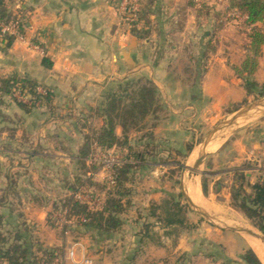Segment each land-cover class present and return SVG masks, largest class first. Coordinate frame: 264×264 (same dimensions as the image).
<instances>
[{"label": "rangeland", "instance_id": "obj_1", "mask_svg": "<svg viewBox=\"0 0 264 264\" xmlns=\"http://www.w3.org/2000/svg\"><path fill=\"white\" fill-rule=\"evenodd\" d=\"M229 1L207 0V3L212 7L211 11L203 7L204 0H195V7H188L185 0H167L162 1V6L159 5L160 12L163 15L161 23L162 38L156 39L154 43L159 47V55L168 63L169 79L176 82L179 89L181 88L185 94L187 93V96L192 100L191 105L197 106L198 110L195 117H192L193 113H191L189 115L191 118L180 126L194 129V131L191 130L193 134L188 135V141H185L183 135L176 133L180 128L175 126L176 124H173L174 126L171 129L173 131L170 135L166 133L155 135L157 125L159 126L165 121L163 116L166 114L163 97L161 98V93H159L162 110L154 115L147 116L137 126L128 125L126 129L132 149L137 152H146L143 160L129 159L126 150L119 148L102 150L92 145L91 155L89 154L91 157L89 158H97L99 162L89 163L87 160V164H79L77 168H74L77 169V177L82 176L79 177L81 183L77 185L88 186L87 190L84 189L88 196L93 192L94 194L101 191L105 192L101 189L102 187L98 188L89 184L100 185L105 182V173L103 172L105 163L101 161L105 162V159L118 157L123 162L122 165H132L128 175L129 182L127 183V187L131 190L130 212L124 217L120 216V218L132 223L137 221L141 225L146 223L153 225L149 233L150 237L144 239L145 244L140 247V250L137 252L136 249H139V247L136 246L135 241L125 240L124 234L119 232L120 229L109 235H99L95 231L87 229L75 219L67 218L64 227L59 226L57 223L55 228L48 226L45 229L41 224V212H32L33 210L29 205L20 206L28 212V218L26 219L29 220V223H25V228L21 227L22 220L17 216L16 211L11 215V218L7 215L4 200H0V213L5 216L2 234L9 233L11 235L18 227H20V230H26L23 234L34 245L35 252L38 248H56L61 251L55 264H80L83 259L91 260L93 264H246L241 260V255L251 247L240 233L230 231L228 227L241 224L245 228H256L241 212L231 205L230 197L228 202L221 194L216 200H213L212 197L209 199L211 191L207 180L210 179V176L207 175L206 177V174H212L216 169L213 168V165L208 168L207 164L209 163L207 160H210V156H213L235 136H242L247 132V129L248 131L255 130L257 128L256 124L260 122L264 114L218 133L216 140L222 138L220 146L209 153L204 163L199 167L197 180L200 199L196 205L203 209L206 214L212 215L213 219L207 220L195 213L183 197L180 186L183 168L193 164L189 161V157L194 149L200 147L214 128L228 120L236 112H233L235 109L239 108L238 110H241L246 105L261 99L245 94L239 102L227 101L223 105H217L216 100L207 96L203 97L201 92V82L205 81L214 82L211 86L214 87L218 99L223 100L225 99L223 96L226 95L234 97V90H237L238 86L244 91L243 80L236 75L234 69L241 65L248 54L250 28L246 25L245 16L238 13V16H233V12L227 11ZM21 2L22 0H13L10 4L8 3L12 17L24 24V36L18 35L16 41L8 49L5 48V41H0V79L8 78L14 74L18 78H26L34 82H50L46 75L48 72L44 71L43 66L41 71L38 62L40 51L45 49V39L42 34H38L36 31L30 33L33 25L29 24L27 18L29 8L23 6ZM198 11L201 12L198 13ZM222 12L224 13L222 14ZM221 21L223 23H220ZM124 22L129 25L130 29L132 28L131 22ZM220 25H223L221 30L218 29ZM210 35L213 37L212 39L207 37ZM43 71L46 73L45 75H43ZM139 78L145 79L139 76H132L128 79ZM252 78L259 85H264V45L258 58L257 71ZM217 82H226L230 86L228 88H218ZM232 82H238V86ZM118 84L114 83L107 87L103 92L101 101L105 93L111 90L116 91ZM45 88L47 87L39 84L37 91L44 92ZM47 89L49 90V88ZM37 94H40L39 99H35L33 96L30 97L25 92L24 94L21 93L20 89L16 87L11 96L3 98L0 112L8 120H3L0 116V133L6 131L7 136H10V129L18 131L14 141H10L12 146L18 145L20 141H27V139L31 142L27 141L28 144L32 146L35 142H38L36 138L39 128L44 126H47L51 132L53 128L61 130L59 132L65 131V136H67L71 145L78 144L86 136L94 137L98 132L101 124V120L98 118L84 119V123L82 121L78 122V127L81 128L82 125L83 132L81 134H84L80 137L71 133V119L56 117L59 122L51 124V119H55L53 118L54 115L63 116V114L59 111L55 113L52 110L55 107L51 106V102L44 101V95L41 93ZM162 95L164 94L162 93ZM14 100L26 104L27 107L34 105V107H31L30 114L27 115L21 112ZM243 101H246V103L244 104ZM22 114H24V117ZM23 128L24 134H22ZM25 129L27 135H25ZM116 133L119 136L121 135L122 130L120 127L116 128ZM57 134L60 137L59 133ZM5 136L3 135V138ZM3 138H0V155L5 149V143L8 142L7 139ZM45 138L50 142H54L47 134H45ZM63 138L60 137V139ZM60 142L65 143L62 140ZM186 144L192 145L190 152H187ZM8 155L10 156L6 158L1 156L3 157V160L0 161L2 162L1 174L4 175L12 168H14L12 173H21V178L18 180L19 187L18 185L17 187L29 188L30 196H37V204L46 200L38 193L42 192L44 194L46 191L51 193L53 188L60 187L59 196L56 193L54 195L50 194L51 200H54L53 198L57 199V206L60 207L62 205L61 200L68 194L66 189L69 191L70 187L76 184L73 168H61L58 174L63 179H58L50 184L42 182L37 172H35L34 179L27 181V176L22 175L27 169L21 167L23 164L21 154L9 153ZM35 170H39V168ZM84 172H90V174L96 176V180H92V176L87 177ZM191 179L192 177L189 178L188 171H186L184 180L188 182ZM83 181L86 183H83ZM3 184L0 182L1 198H3ZM190 186L192 189L191 183ZM22 196L26 200L29 198V195L26 196V194ZM169 202H178L182 206V216H184L182 228L179 226H164L163 222L149 216L152 204L159 203L160 205L156 204L158 206L156 213L158 212L157 215L160 218H164ZM13 204H16V200ZM19 209L17 208L18 212ZM52 217L53 222H56L60 215L55 212ZM136 230H140V227L137 226L135 230L131 229L130 237L134 236ZM163 232H168V238L163 236ZM126 234L129 236L128 230ZM5 236L7 237V235ZM215 237H220L230 247L213 242L212 239ZM51 244L54 247H51ZM70 251L74 252L73 259L68 258ZM36 253L39 256L41 255L40 252ZM261 262L264 264V261Z\"/></svg>", "mask_w": 264, "mask_h": 264}, {"label": "crops", "instance_id": "obj_2", "mask_svg": "<svg viewBox=\"0 0 264 264\" xmlns=\"http://www.w3.org/2000/svg\"><path fill=\"white\" fill-rule=\"evenodd\" d=\"M162 1L167 0H153V15L150 17L152 31L149 39L138 40L131 34L129 25L121 20L116 0H22L21 4L29 8L27 18L29 24L33 25L30 33L36 31L38 34H42L45 39V49L40 51L38 60L39 69L43 70L41 65L43 57L52 62L51 69H44L48 74L43 71V75L46 74L50 82H37L49 88L51 106L55 107L52 110L55 113L59 111L63 114V116L54 115L53 118L55 119H51V124L59 122L56 117L71 119V133L80 137L84 134H81L83 132L82 125L81 128L78 127V122H83L84 119L98 118L101 120L98 128L100 129L102 119L96 114V108L101 102L103 92L111 84H118L120 83L118 81L126 80L132 76H139L152 81L161 93V98L163 97V106L166 111L163 116L165 121L162 122L163 124L157 125L155 135L159 133L170 135L173 131L171 130L173 124L180 127L184 124L183 122L191 118L189 117L191 113H193L192 117L197 115V106L191 105V98L181 88L179 89L176 82L169 79L168 63L159 55V47L154 43L156 39L162 38L163 15L159 8V5L162 6ZM39 69L38 71H40ZM213 83L201 82V92L203 97L207 96L216 100L217 105H223L227 101L239 102L246 94L238 86V82H232L238 86V89L234 90V97L225 94L226 96H223L225 99H218L215 89L212 87ZM217 86L218 88H228L230 85L226 82H217ZM21 112L24 111L21 110ZM22 116L24 117V114ZM5 120H8L7 117ZM256 127L255 130L248 131L247 129V132L242 136L237 135L231 141L229 140L230 142L225 143L213 156H210V160H207L209 163L207 167L210 168L213 165V168L216 169L214 173L206 174V177L207 175L210 176V179L207 180L211 191L209 199L212 197L213 200H216L221 194L228 202L236 171L244 172L246 176L244 188L248 194L252 192L251 187L247 186L248 184L253 185L259 178L264 179L261 172L264 167V117L256 124ZM191 130L194 131V129L180 127L176 133L183 135L187 142L188 135L193 134ZM9 131L11 137L7 136L6 131L0 133V138L2 139L3 135H6L7 137L5 136L3 139L8 141L5 143L4 153L2 152L0 155V161L3 160V157L10 156L9 153L21 154V162L23 163L21 167L27 169L22 175L27 176V181L34 179L35 172H37L42 182L48 184L56 182L58 179H63L58 174L61 168H73L74 181H76L78 175L77 169L74 168L80 164L81 159L78 154L84 138L78 144L71 145L65 136V131L59 132L61 130L53 128L51 132L47 126H44L39 128L36 138L38 142L31 144L32 146L28 144V142L31 143L28 139V142L24 140L23 142L20 141L18 145L12 146L10 141H14L18 131L12 129ZM57 133L61 138H65L60 139ZM22 134H24V128ZM45 134L54 142L44 139ZM25 135H27L26 129ZM61 140L65 143L60 142ZM221 142L222 138L211 143L208 152L215 151ZM199 148L196 147L191 153L189 157L191 163L196 160ZM11 164L13 165V162ZM1 165L2 162H0V167ZM37 168L39 170H35ZM12 170L14 168L2 175L0 169V182L1 184L4 183L3 198L0 197V200L5 202L7 215L11 218V215L16 211L17 216L20 215L19 218L25 225V223H29V220L26 219L28 212L20 206L29 205L33 210L32 212H41L42 227L47 229L49 226L46 220L47 215L52 213L53 207L58 201L55 198L51 200L50 194L56 193L59 196L60 187L53 188L51 193L48 191L44 194L38 193L46 200L37 204V196H30L29 188H18L21 173L14 174ZM89 174V172L86 173V176L89 177ZM184 186L189 198L193 203L198 204L200 189L197 177H192L188 182L185 180ZM66 192L68 194L64 196L65 198L70 194L67 189ZM23 194L29 195L28 200L24 199ZM12 195L13 197H11ZM12 198L16 200V204H13L15 200L13 199L12 202ZM156 204L160 205L159 203ZM17 208L21 210L19 209L18 212ZM128 212H130V208L121 217H124ZM149 216H153L151 210ZM154 218L156 219V217ZM121 220L122 226L119 232L124 234L123 237L125 240L127 239L126 241H135L136 246L139 247L136 249L138 252L140 247L145 244L144 239L150 237L149 233L153 225L149 223L141 225L137 221L127 222L123 218ZM137 226L140 227V230L134 231V236L130 237L131 229L135 230ZM127 230L129 236L126 234ZM163 236L168 238V232H165ZM245 239L247 241V238ZM212 241L230 247L220 237H215Z\"/></svg>", "mask_w": 264, "mask_h": 264}, {"label": "trees", "instance_id": "obj_3", "mask_svg": "<svg viewBox=\"0 0 264 264\" xmlns=\"http://www.w3.org/2000/svg\"><path fill=\"white\" fill-rule=\"evenodd\" d=\"M13 0H0V24L16 25V34L2 33L0 29V41H5V48H10L17 36H24V24L12 17L9 11L8 3ZM188 7H195V0H185ZM200 1V0H197ZM153 0H145L139 3L138 10L135 12L137 21L131 22V34L138 40L149 39L152 31L151 19L153 15ZM206 9L212 10L207 0H204ZM228 12H237L246 17V25L250 28L248 54L239 67L234 69L236 75L243 80V88L247 96L256 98L264 97V85H259L252 77L258 68V58L261 54V48L264 45V0H230ZM201 11H198V13ZM224 12H222L223 14ZM220 23H223L222 21ZM223 29V25L218 27ZM213 38L211 35L207 36ZM41 65L45 69H51L52 62L43 57ZM39 84L26 78H18L11 75L8 78L0 79V105L3 104V98L11 96L17 87L20 92L35 99H39L37 88ZM44 101L50 102L51 93L45 88ZM17 107L25 113L31 112V107L14 100ZM245 104L246 101H243ZM235 109L233 112L237 111ZM162 110L159 100V91L154 83L148 79H126L120 82L116 91L105 93L103 100L96 108V114L102 119V125L94 137H84V142L79 149L80 164H87L90 157L92 145L98 149L111 150L119 148L127 151V157L131 160H143L146 155L145 151L137 152L130 146L126 129L128 125L137 126L147 116L154 115ZM0 116L5 120V116ZM122 130L119 136L116 128ZM187 152L192 150L191 144L185 145ZM90 154V155H89ZM131 164H123L116 169V178L113 185L104 182L103 184L89 183L91 186L102 187L105 192L94 194V197L101 199L100 208H92L88 205L78 202L67 196L61 200V206L56 203L52 213L47 215V223L50 227L55 228L57 221L53 222V213L59 212L68 207V218L74 217L75 220L82 223L87 229L93 230L99 235H109L118 231L122 226L120 216L130 207L131 190L127 187L129 182V172ZM86 174V172H84ZM90 173V172H89ZM84 174V175H85ZM83 175V177H84ZM75 185L71 186L69 192L72 193L78 188L87 190L86 185H77L81 183L79 177L76 178ZM83 183H86L83 181ZM246 176L243 171L234 173V183L230 191L231 205L241 212L252 225L264 235V179L259 178L251 187L252 192L248 194L244 188ZM166 208V216L160 218L156 214L158 206L152 204L151 213L166 226L183 227V209L178 202H169ZM20 217V215H19ZM52 219V220H51ZM85 220V222H82ZM5 225V216L0 213V262L1 264H55L57 263L60 250L56 248H38L39 256L34 251V245L26 239L23 234L26 230L16 228L13 234H2V228ZM21 227H26L23 223ZM7 235V237L5 236ZM241 260L246 264H262L254 251L248 248L242 255Z\"/></svg>", "mask_w": 264, "mask_h": 264}, {"label": "water", "instance_id": "obj_4", "mask_svg": "<svg viewBox=\"0 0 264 264\" xmlns=\"http://www.w3.org/2000/svg\"><path fill=\"white\" fill-rule=\"evenodd\" d=\"M264 114V97L261 99L246 105L243 109L236 111L228 120L222 122L220 125H218L216 128H214L206 137V139L201 143L200 150L198 153V156L196 160L193 162L191 166H185L182 170L181 174V193L183 197L185 198L186 202L190 206V208L203 217L204 219L211 220L213 219V216L210 214H206L203 209H201L199 206H197L193 201L189 198V196L186 193L185 186H184V175L185 172L188 171L189 178L190 177H197L199 172V167L204 163L205 159L208 157L209 153H207V149L209 148L210 144L213 143L216 140L217 134L227 130L228 128H231L235 125L242 124L252 118L261 116ZM240 224L235 225L233 227H228V230L237 232V233H245L250 235L253 238L260 239L264 242V235L259 232L258 230L251 228H240L238 227Z\"/></svg>", "mask_w": 264, "mask_h": 264}, {"label": "built area", "instance_id": "obj_5", "mask_svg": "<svg viewBox=\"0 0 264 264\" xmlns=\"http://www.w3.org/2000/svg\"><path fill=\"white\" fill-rule=\"evenodd\" d=\"M116 6L117 10L119 13V16L121 20L123 21H129V22H136L137 17H136V11L138 10L139 3L141 0H116ZM233 16H238L237 12H233ZM0 29L2 33H9V34H16V25L12 24L9 26L2 25L0 24ZM41 93L42 95L45 94L44 92H38ZM91 157V156H90ZM89 163L95 162L98 163L99 160L97 158H89L88 159ZM102 163H105L104 165V181L108 183L109 185H113L115 182L116 178V169L122 165L123 162L118 157L110 158V159H105L104 161H101ZM262 175L264 177V167L262 168ZM92 176V180H96V176L89 174V177ZM86 194V195H85ZM72 199L84 203L88 205L89 207H94V208H100L101 207V199L94 197L92 194L87 196V193L84 191V188H78L72 193L69 194ZM68 210L69 208L66 207L62 209L61 211L58 212L60 215V218L57 219V223L59 226L64 227L67 223V218H68ZM70 219H74V217H71ZM82 222H85V220H82ZM68 258L73 259L74 258V252L70 251L68 254ZM81 264H92L91 260L88 259H83L81 261Z\"/></svg>", "mask_w": 264, "mask_h": 264}, {"label": "bare ground", "instance_id": "obj_6", "mask_svg": "<svg viewBox=\"0 0 264 264\" xmlns=\"http://www.w3.org/2000/svg\"><path fill=\"white\" fill-rule=\"evenodd\" d=\"M199 150H200V148H199ZM199 150H198V153H199ZM206 152L209 153L208 149ZM197 156H198V154H197ZM184 184H185V180H184ZM238 227L245 228L241 224ZM246 229H249V228H246ZM241 235L243 237L247 238V242H248L249 246L255 252V254L260 258V261H264V242L260 239L253 238L250 235L245 234V233H242Z\"/></svg>", "mask_w": 264, "mask_h": 264}]
</instances>
